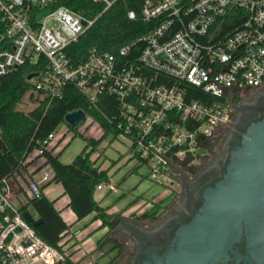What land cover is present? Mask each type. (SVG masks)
<instances>
[{
    "label": "built area",
    "instance_id": "1",
    "mask_svg": "<svg viewBox=\"0 0 264 264\" xmlns=\"http://www.w3.org/2000/svg\"><path fill=\"white\" fill-rule=\"evenodd\" d=\"M89 1L101 6L94 16L54 6L55 0H0V41L8 45L0 50V75L44 60L29 78L39 100L60 97L66 84L92 106L102 95L116 98L120 110L110 120L116 139L146 161L151 181L174 186L180 183L174 167L189 176L228 121V96L264 84V0H141L138 12L126 14L143 21L144 34L115 53L92 47L75 63L66 48L119 0ZM195 90L206 96L193 97ZM59 130L44 140L46 148ZM13 177L0 180V264L63 262L67 251L39 237L21 210L41 195L40 182L49 174L40 182L27 178L23 186ZM102 187L117 191L110 180L95 190Z\"/></svg>",
    "mask_w": 264,
    "mask_h": 264
},
{
    "label": "trees",
    "instance_id": "2",
    "mask_svg": "<svg viewBox=\"0 0 264 264\" xmlns=\"http://www.w3.org/2000/svg\"><path fill=\"white\" fill-rule=\"evenodd\" d=\"M140 2L141 0H119L103 12L76 43L66 48L72 61L79 62L92 47L115 53L120 46L144 34L147 28L143 21L139 18L129 19L126 14L128 9L138 12ZM57 5L67 6L89 16H94L101 9L100 5L89 0H55L54 6ZM7 46L0 41V50ZM45 64L46 62L41 60L39 65L25 64L0 75V180L14 176L20 170L25 157L32 151L41 149L42 152L38 153L37 157L44 158V165L51 167L53 175L41 186L42 193L39 197L29 198L27 203L21 206L22 211L30 210L34 217L40 218V222L33 226L36 234L62 252L72 247L70 245L63 249L71 239H65L71 225L63 220L60 212L54 207L53 200L43 193L46 185L58 182L62 185L64 193L68 195V206L77 220L94 213V219L101 221L97 229L107 227V231L97 241V249H102L106 243H112L111 249H118L121 252L123 245L109 236V233L115 225V220L122 216L108 213L107 208L102 207L93 196L97 184L110 180L109 169H101L100 165L91 159V155L98 150L104 137L112 135L111 140L117 137L119 131L116 129L115 120L113 122L110 120L118 114L120 103L112 96L102 95L97 106H92L83 94L66 84L60 97L39 100V92L36 96L39 100L38 105L28 112L18 110L17 106L23 96L33 87L28 77L38 74ZM204 96L206 95L200 90H195L193 95L195 98ZM75 109L85 111L100 125L102 129L100 137L86 136L80 133L77 127H71L64 121V115ZM61 124H65L67 129L72 131V138L79 135L84 141L81 151L67 164L59 160V154H54L53 148H46V144L43 143ZM71 140L64 145V148ZM136 159L139 164L131 170V173L136 172L140 164L146 163L138 156ZM162 204L163 201L154 202L150 211L130 218L153 217L160 208L164 207ZM72 254L73 251L67 252L65 260L56 264H77L71 259ZM115 260L116 256L107 264H114Z\"/></svg>",
    "mask_w": 264,
    "mask_h": 264
},
{
    "label": "flooded vegetation",
    "instance_id": "3",
    "mask_svg": "<svg viewBox=\"0 0 264 264\" xmlns=\"http://www.w3.org/2000/svg\"><path fill=\"white\" fill-rule=\"evenodd\" d=\"M229 119L221 125L208 147L206 159L194 170L189 181H180V189L163 201L153 217L145 219H117L109 236L115 238L123 249L103 248L100 255L106 263L116 256L114 264H164L171 247L175 230L188 223L199 211L205 187H213L222 178L230 150L240 143L247 127L264 119V84L257 88H245L228 96ZM178 198H173V196ZM219 231L198 247L197 264H264V209L249 221L240 218ZM107 244V243H106ZM114 252V253H113ZM207 252L206 255L204 253ZM109 255V256H108ZM194 264V263H193Z\"/></svg>",
    "mask_w": 264,
    "mask_h": 264
},
{
    "label": "water",
    "instance_id": "4",
    "mask_svg": "<svg viewBox=\"0 0 264 264\" xmlns=\"http://www.w3.org/2000/svg\"><path fill=\"white\" fill-rule=\"evenodd\" d=\"M31 76L28 77V79ZM85 119V112L75 109L64 115V121L71 127ZM181 182L190 177L183 170L174 167ZM202 193L203 203L194 217L175 230V235L165 257L164 264H197L198 247L212 235L228 231L240 218L248 221L259 216L264 209V119L251 123L242 140L229 152L226 169L212 185ZM32 226L40 222L30 210L22 213ZM230 230V229H229ZM207 252L204 253L206 255ZM143 264H147L146 262Z\"/></svg>",
    "mask_w": 264,
    "mask_h": 264
},
{
    "label": "crops",
    "instance_id": "5",
    "mask_svg": "<svg viewBox=\"0 0 264 264\" xmlns=\"http://www.w3.org/2000/svg\"><path fill=\"white\" fill-rule=\"evenodd\" d=\"M115 140L124 143L119 138H115ZM111 141L112 140L110 139V142ZM64 142H62L61 138L56 136L53 140H51V143L47 148H53V153L59 154V160L62 163L67 164L70 163L74 156L81 150L79 151V149H72L67 151L70 142L65 148V144H63ZM83 145L84 141L82 147ZM128 150H130L128 155L123 154V152H119L117 155H111L105 152L103 154H99L96 164L100 165L101 169H109V179L111 182L115 183L117 191H108L105 187H102L99 190H94L93 194L94 199L102 207L107 208L108 213L115 215L119 214L123 218L127 219H129L131 216H139L147 211H150L153 204L147 201V186L153 185H151L152 183L150 180H148L147 175H141L142 177L139 178L138 174H133V172L131 173V170L138 166L139 161L134 155V150L129 146ZM44 172H48L50 178L53 175V170L51 167L49 165H44V158L37 157V152L32 151L23 160L21 168L14 175L13 180L18 186H23L27 178L37 179L40 182ZM134 173H137V171ZM129 181H131V184L132 182L135 183V187L133 188L132 193L127 197L125 196V184ZM40 184L42 186L45 183L40 182ZM153 191H156V189ZM43 193L50 200H53L54 207L60 212L63 220L67 224L71 225L69 228V234L65 237V239L71 238L70 241L65 245V247L72 245L71 249L67 251H73L71 259L77 264H105L107 259L99 254L100 250L98 251L97 249V241L107 231V227L97 229L101 221L99 219H94V213L77 220L75 214L68 206L69 197L64 193L63 187L60 183H49L43 189ZM163 193L164 194L162 197L158 199H155L151 196L153 202L167 200V198L169 199L171 197L170 189L165 188ZM126 198H128V200H132L133 206L131 209H125L126 206H128L124 205V200ZM74 242L76 243L73 245ZM108 245L105 244L103 248L106 246L108 247Z\"/></svg>",
    "mask_w": 264,
    "mask_h": 264
},
{
    "label": "rangeland",
    "instance_id": "6",
    "mask_svg": "<svg viewBox=\"0 0 264 264\" xmlns=\"http://www.w3.org/2000/svg\"><path fill=\"white\" fill-rule=\"evenodd\" d=\"M31 94L32 93L30 90H28L25 93L21 102L17 106L18 110L23 111V112H28L37 105L36 95L32 94V96H31ZM77 129L80 133H83L84 135L93 136L96 138L100 137L102 134V129H101L100 125L97 122L93 121L89 115H87L86 118L84 120H82L77 125ZM63 131L66 132V134L64 136L62 135ZM57 136L61 137L62 142L65 141L63 144H66L72 138V131H69L65 124H61L60 130L58 131ZM110 138H111V136H106L103 138V140L101 141V144L98 147V150L96 151L97 153L103 154L105 152V153L111 154V155H114V154L117 155V154H119V152H123V154H125V155H128V153H130V150H128V144L126 142L122 143V142L117 141L115 139H113L110 142ZM69 144H70L69 146L67 145L68 146L67 151L72 150V149H74V150L79 149V151H80L82 148L83 140L81 139V137L79 135H76L75 137L72 138V140L70 141ZM208 145L209 146L213 145L212 140L208 143ZM203 161L204 160H201L198 165H194L193 169L190 171V174L193 175L194 170L197 171V169L200 168V166L203 164ZM147 172H148L147 164L142 163L139 165V167H137V173H133V174H138V177L141 178L142 177L141 175H147ZM190 174H189V176H190ZM147 178H148V176H147ZM148 180H150V179L148 178ZM179 181H181L180 177H179ZM151 183H152L151 185H153V186H147V201L149 203H154L153 200L151 199V196L155 199L162 197V195L164 194L163 192L165 191V188L170 189L171 195L174 191L177 192V190L180 189V183H178L174 186H162V185H159L153 181H151ZM134 187H135V183L132 182V184H131V181L127 182L125 184V193H126L125 196L128 197L132 193V190ZM154 189H156V191H153ZM173 198H178V196L176 197L174 194ZM124 203H125L124 205H128L125 208L126 210L131 209L133 206L131 199L128 200V198H126L124 200ZM73 244H75V242ZM107 245H108V243H107ZM110 245L111 244H109L108 247L106 246L105 248H110ZM69 249H71V247ZM102 250H103V248H102ZM98 251H99V249H98ZM99 252L101 253V251H99Z\"/></svg>",
    "mask_w": 264,
    "mask_h": 264
}]
</instances>
